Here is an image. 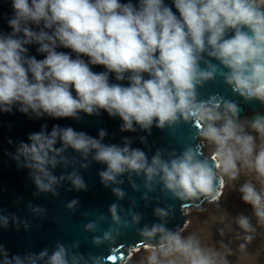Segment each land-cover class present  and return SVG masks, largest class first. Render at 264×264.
Segmentation results:
<instances>
[{"label":"clouds","instance_id":"1","mask_svg":"<svg viewBox=\"0 0 264 264\" xmlns=\"http://www.w3.org/2000/svg\"><path fill=\"white\" fill-rule=\"evenodd\" d=\"M12 10L7 21L12 31L0 32V113L15 109L30 119L79 122L81 114L106 112L122 121L121 132L148 135L153 127L196 129L193 143L181 151L158 148L149 157L132 147L131 137H122V144L104 143L105 129L93 137L59 124L49 131L45 123L16 144L12 155L18 168L28 170L37 193L57 196L65 181L69 191L86 190L77 168L65 170L73 163L101 164V183L116 201L108 216L101 213L84 226L94 246L111 247L131 229L138 244L148 246L139 264H231L230 242L211 246L195 232L168 226L174 205L153 208L156 219L149 224L142 223L135 201L127 209L119 203L126 196L125 179L141 191L136 177L142 180L143 201L159 191L179 201L183 211L185 203L218 202L227 178L251 208L250 214L234 217L235 239L242 241L238 249L246 251L264 228V108L242 117L238 100L218 93L205 98L199 90L219 78L243 102L264 106V0H172L171 6L165 0H12ZM31 45L43 59L29 54ZM96 65L105 71L94 72L90 66ZM139 139L146 143V136ZM242 176L248 179L237 186ZM78 203L73 199L66 206L71 210ZM10 222L19 229V218L0 210V228ZM102 223L108 227L101 229ZM217 231L225 235L223 227ZM78 248V242H57L51 250L10 255L0 244V264H102L103 257H85Z\"/></svg>","mask_w":264,"mask_h":264},{"label":"water","instance_id":"2","mask_svg":"<svg viewBox=\"0 0 264 264\" xmlns=\"http://www.w3.org/2000/svg\"><path fill=\"white\" fill-rule=\"evenodd\" d=\"M126 3L128 0H120ZM138 0H132L136 4ZM165 3L172 5V0H165ZM175 12V8L173 7ZM13 14L12 0H0V32L9 33L11 28L8 26V19ZM178 14V13H177ZM29 54L36 56L37 59H43V55L36 51L37 46L31 45ZM58 51L71 52L70 49L60 48ZM75 58V53H72ZM87 61V57H83ZM94 72L105 71L103 66H90ZM146 76V74H145ZM110 82L116 83L114 74H110ZM127 84V81L120 82ZM202 97L211 94H220L230 99L238 100L243 109L242 113L255 110L260 103H245L240 98L233 95L231 90L223 83L221 79L209 82L204 88L200 89ZM73 94L75 95L74 91ZM83 119L77 122L74 119H30L19 111L13 109L12 113H0V210L6 215H15L19 218L20 227L10 222L7 229L0 228V244L4 245L12 254L24 255L29 252L38 253L43 248L53 249L57 242L66 245L73 243L79 244L78 252L85 257L97 256L103 257L102 264H123L127 257V251L130 248L140 246L138 241L140 237L134 230H127L115 245L94 246L92 244V234L85 231V224L90 220H97L99 215L103 213L108 216V207L116 201V197L110 188H106L100 180L99 171L104 167L98 163H90L87 168H80L79 163H73L72 167L65 171L70 172L72 168L78 169L80 175L86 182L87 189L76 191L68 189L71 187L68 181H65L57 191L59 195L53 196L51 193H37L32 183L28 170L18 168L16 162L12 158L15 153V146L20 141L27 142V137L32 132H39L43 124H47L50 131L53 124H59L62 127L71 126L76 131H83L87 134L97 137L98 130L105 129L108 133L104 143L122 144V137H131L133 140V148H141L149 157L159 149H167L168 151H181L186 143H193L192 136L196 129L190 124H181L175 130H160L153 127L151 135L146 132H121L120 124L122 121L117 118H110L106 112H102L98 116H88L81 114ZM146 136V143H141L140 137ZM11 141V143L9 142ZM70 156L74 153L69 152ZM78 159V158H77ZM62 169H56V174L60 175ZM137 184L141 185V191H135L130 186L127 179L121 186L126 192V196L119 203L124 208L131 207V202L135 201L136 211L143 213L144 220L142 223H152L156 218L153 216V208L156 206L164 207L172 204L175 207V215L169 222L170 228L177 226L183 227L186 222L184 210L180 209V202L167 199L159 191L150 193L153 197L148 202L141 199L142 180L133 177ZM157 197L159 200L157 201ZM79 201L74 209H68L67 204L73 200ZM204 201L196 203H185L182 207L185 209L190 206H198ZM147 203V206H145ZM40 207L44 209L43 213H35L29 207ZM110 222V221H109ZM25 223L27 227H25ZM101 229H106L108 223H102ZM99 234V233H97ZM132 246V247H129Z\"/></svg>","mask_w":264,"mask_h":264},{"label":"rangeland","instance_id":"3","mask_svg":"<svg viewBox=\"0 0 264 264\" xmlns=\"http://www.w3.org/2000/svg\"><path fill=\"white\" fill-rule=\"evenodd\" d=\"M205 155L211 157V149L205 145ZM248 177H241L235 183L237 186L243 183ZM226 190L218 202H203L198 206H190L184 209L186 222L185 234L195 232L201 239L215 247H220L219 241L223 239L226 243L230 242L235 254L229 257L231 264H264V228H260L256 234V239L248 245L246 251L238 249L242 241L235 239L236 229L234 217L244 213L250 214L251 208L245 204L238 191L232 190L230 182L225 178ZM203 209L202 211L199 209ZM223 227L225 235L220 236L217 229ZM148 246H138L129 249L127 256L128 264H139L140 258L147 252Z\"/></svg>","mask_w":264,"mask_h":264},{"label":"bare ground","instance_id":"4","mask_svg":"<svg viewBox=\"0 0 264 264\" xmlns=\"http://www.w3.org/2000/svg\"><path fill=\"white\" fill-rule=\"evenodd\" d=\"M264 108V106H262L261 104L255 109V110H252V111H248V112H244V113H241V116H251L253 115L254 113L258 112V111H262ZM225 183V181H224ZM225 190H226V186L223 188V194L220 196L219 199H221L225 193Z\"/></svg>","mask_w":264,"mask_h":264}]
</instances>
